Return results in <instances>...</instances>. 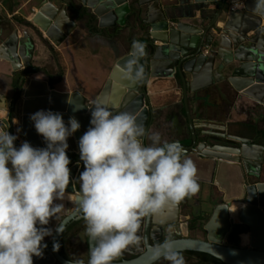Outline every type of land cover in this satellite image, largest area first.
Wrapping results in <instances>:
<instances>
[{
	"label": "water",
	"instance_id": "obj_1",
	"mask_svg": "<svg viewBox=\"0 0 264 264\" xmlns=\"http://www.w3.org/2000/svg\"><path fill=\"white\" fill-rule=\"evenodd\" d=\"M60 1L64 16L61 29L65 36L76 26V21L69 14V6L81 16L87 15V22L110 34L117 53L104 84L92 100L87 101L80 90H73L64 101L59 102V109L44 111H64V120L69 127V119L75 116L81 125L74 133L79 139L91 126L90 108L95 103L108 107L114 113L134 114L138 122L150 131L160 117V110L153 107V95L148 90L155 70L161 68L163 76L171 77L181 90L190 130L189 134L176 141L196 163L199 182L210 186V192L207 188L204 191L211 202L209 218L204 225L206 238L189 235L188 221L181 219L179 204L167 209L159 218H146L145 250L131 258H122L115 264H151L148 246L162 242L169 228L171 235H176L173 238L177 247L183 251L203 252L222 264H264V155L260 150L253 157L246 155V149L257 144L242 139L238 146H207L203 138L216 132L202 129L197 133L188 106L189 93H194L193 97L197 98V91L227 76L229 80L246 75L264 81L260 79H264V16L254 11L255 0H194V7L188 13L173 11L162 18H158L160 13L156 12L157 8H162L159 0ZM39 7L54 11L58 8L54 0H45ZM23 35L32 39L33 54V37L27 31ZM123 44L126 47L121 50L119 46ZM129 66L133 68V75L135 71H143L141 81L127 78ZM9 107L10 98L0 92V111L8 112ZM13 107V120L20 119V122L19 125H11L9 133L17 137V149L24 142L23 135L27 136L29 141H25L31 145L43 148L34 143L40 142L41 135L29 117L38 111H30L28 106L18 110L17 103ZM77 108L79 110H74ZM27 129L33 132L32 137L28 136ZM229 137L240 140L231 135ZM182 139L189 143H184ZM67 154L72 163L83 162L80 151L68 149ZM68 191L75 194L73 187H69ZM76 216L73 207L61 219L64 229ZM56 228L57 225L50 239V250L44 251L43 258L34 256V264H54V258L62 264L70 261L59 251H53V245L61 234ZM230 234L236 244L226 243Z\"/></svg>",
	"mask_w": 264,
	"mask_h": 264
},
{
	"label": "clouds",
	"instance_id": "obj_2",
	"mask_svg": "<svg viewBox=\"0 0 264 264\" xmlns=\"http://www.w3.org/2000/svg\"><path fill=\"white\" fill-rule=\"evenodd\" d=\"M254 11L264 16V0H255ZM127 78L143 79L142 70L127 69ZM90 127L79 139L84 170L79 189L73 186L75 214L85 222L88 260L73 257L68 264H115L130 246H139L142 221L159 218L171 207L200 192L198 168L179 141L162 140L129 112L114 113L95 103ZM74 110H79L74 109ZM47 147L36 148L0 127V264H34L43 258L46 227L60 221L71 182L68 138L80 129L75 116L66 126L59 112L40 110L31 115ZM145 140L149 143H145ZM9 164L11 167H9ZM149 245L151 264L161 259L186 264L183 250L171 235ZM59 242L53 245L58 252Z\"/></svg>",
	"mask_w": 264,
	"mask_h": 264
},
{
	"label": "rangeland",
	"instance_id": "obj_3",
	"mask_svg": "<svg viewBox=\"0 0 264 264\" xmlns=\"http://www.w3.org/2000/svg\"><path fill=\"white\" fill-rule=\"evenodd\" d=\"M44 1L45 0H0V90L4 93L12 91L10 83L13 76L12 67H21L23 64L28 63L32 57V50L34 47L32 39L29 35H23L24 31H27L35 41V51L32 63L34 66L38 67L39 70L34 73H30L24 80L23 86H25V88L23 93L26 91V97L32 98V96L36 94L37 88L40 89L38 93H47L46 95L49 96L51 89L46 87L49 92H42L44 88L41 87V82L49 80V82L58 81V84L56 83L58 87L64 88V90H70V92L73 90H80L83 94H85L87 101H90L100 90L109 74L117 53V51H114L113 49L115 41L112 37H109L113 40L112 45H106L105 47L104 44L100 43L102 42L101 39L105 36H98L94 33H90L91 35L88 36L85 32H83V30H85V23L88 19L85 14L82 16L78 15L77 19L72 17L77 21L79 27L69 38L64 39L66 33L61 29L64 17L62 14L63 7L61 6L63 3H61L60 0H54L56 6L58 7L54 11L53 9H44L39 7ZM9 3H13L16 13L15 15L23 17L25 21L32 24L36 28L38 26V31H41L42 34L44 33V35L51 39L52 42L48 41V43H46L43 38L37 34L34 28L32 29L27 25L19 23L17 19L14 18L15 16L11 14V11L7 10ZM53 29L56 31V36L54 38L52 36ZM119 47L123 50L126 45L123 44ZM233 84L240 87L246 94L258 95L261 93L259 90L261 87L259 86L250 87L249 85H246L247 87L244 89V85H240L241 83L233 82ZM221 88L226 92V98L228 101L231 100L234 93L233 89H236L234 87L227 88L224 86H221ZM236 91L241 93L240 90ZM57 94L58 96L64 97L56 98V106L54 109H59V102L64 101L66 98L65 95H62L63 93H60V95L59 93ZM21 108L22 101H20L18 110H21ZM58 112L62 114L64 119L65 112L62 110H58ZM1 115L2 113L0 111V116ZM31 115L32 114H30L29 117H31ZM19 122L20 121L16 119V125H19ZM260 124H264V121L260 122ZM232 129L233 128L229 125V130ZM237 129L243 130L246 129V126H243V128L238 127ZM27 131L28 136L32 137L33 132H30L31 130L28 129ZM22 138L25 141L26 138L24 136H22ZM39 138L40 142L35 141L34 143L43 148L47 147L44 138L42 136ZM78 142L79 138L75 137L74 134L71 135L68 138V149L79 152ZM200 186V196H197L199 194L198 193L197 195L188 198L190 205H188L186 211L187 209L191 211L188 219L193 220L192 225L194 228L191 231V235L203 238L204 234L199 228H202L207 218H209L208 210L211 202L208 200V194H205L204 192L206 191V188L210 192V188H208L209 185L200 184ZM66 195L68 198L74 197V194L72 193H67ZM183 255L186 262L198 264H219L216 259L204 254L185 253Z\"/></svg>",
	"mask_w": 264,
	"mask_h": 264
},
{
	"label": "crops",
	"instance_id": "obj_4",
	"mask_svg": "<svg viewBox=\"0 0 264 264\" xmlns=\"http://www.w3.org/2000/svg\"><path fill=\"white\" fill-rule=\"evenodd\" d=\"M194 0H159V4L162 8H157L156 12H159L158 18L165 17V15H169L171 12H182V13H188L190 9L194 7L192 4ZM7 10H10L11 13H15V7L13 3H9V6ZM72 16V14H70ZM15 17L19 19H23V17L19 15H14ZM73 17V16H72ZM29 18V17H28ZM75 18V15H74ZM52 20V19H51ZM75 20V19H74ZM76 21V20H75ZM78 23L76 21V26L71 30L69 34L65 36L64 39H67L76 32L78 29ZM85 32L88 36H90V32L88 31V24H85L84 26ZM40 36L44 39L46 43L48 41L52 42L51 39H49L47 36L42 34L40 31ZM55 29L52 30V36L53 38L56 36ZM44 35V36H43ZM58 41V40H57ZM101 44L106 45H112V39L109 37H104L101 39ZM155 76L151 78L150 83L152 85L149 88L150 95H153L152 98V105L153 107L158 108L160 111V117L157 119V123L159 124L157 127L152 125L150 128V131L152 132H159L161 135L162 140H170V139H176L178 136H180L179 132H184L187 129V117L185 114V108L184 104L182 103V93L180 88H177L175 85L174 80L171 77H165L163 76V72L161 68L155 70ZM236 79H242L244 83L251 84L252 86H259L261 87L259 90L261 93L258 95H251L248 94L247 97L242 100L238 98V92L234 90L233 97H231V100H229V103H232L231 108L229 110V125L232 127V130H229L230 135L236 138H239L240 140H247L250 141L252 144L258 147V149L254 146L248 147L246 149V155L253 157L254 153L260 152L261 155H264V146H258V145H264V124H260V122L264 121V81H257L254 77H247L246 75H238L235 77ZM261 80H264L263 78H260ZM41 87H43L42 92H49V90L46 88L49 85V80L46 82H41ZM58 81L51 83V90L50 95L47 96L46 94L38 93L40 91L39 88L36 89V94L31 97H26V93H22L21 97L17 101V107L20 106V101H22V108L28 106L30 108V111H40V110H47V109H54L55 108V100L57 97H64V96H58L57 93H63L62 95H69L70 90H64V88H60L57 86ZM263 84V85H262ZM263 88V89H262ZM213 87H205L202 88L197 93V98H194V93H189L188 96V106L190 108L191 115L193 117V120L195 121V126H205L207 129H216L218 125L216 124V105L217 102H219L218 97H214L212 94ZM262 89V90H261ZM198 98L204 99L203 104L204 108L200 110L198 101ZM30 100V101H29ZM239 102V103H238ZM238 103V104H237ZM2 114H4L2 112ZM204 118V123L202 122V119ZM20 121V119H18ZM174 121L177 124V127L171 129L170 121ZM3 128L5 130H10V126L6 120H3ZM12 124H16V119L14 118ZM235 126V127H234ZM245 127L246 129L240 130L237 129L238 127ZM259 135H262L263 137L260 139ZM24 136V135H23ZM25 138L29 141L27 136ZM149 143V141H148ZM33 147H36L35 145H32ZM261 147V148H260ZM38 148V147H36ZM260 148V149H259ZM260 150V151H259ZM71 169V182L69 187H73L74 185L79 189V176L80 173L84 170V164L79 162H71L69 165ZM82 167V168H81ZM203 184V183H200ZM67 193H70L69 191ZM66 193V194H67ZM200 196V193L197 195ZM67 195L64 201L61 203L64 204L66 207V200ZM185 201V200H184ZM184 201L181 203L182 207L185 204ZM181 207V208H182ZM189 214H191V211L186 208L185 210L181 212V219H188ZM208 220V218H207ZM206 220V222H207ZM58 220L53 219L49 225L46 227L51 228L54 230V228L57 225ZM205 222V223H206ZM205 225V224H204ZM50 239V236H46L44 238L45 242H48Z\"/></svg>",
	"mask_w": 264,
	"mask_h": 264
},
{
	"label": "flooded vegetation",
	"instance_id": "obj_5",
	"mask_svg": "<svg viewBox=\"0 0 264 264\" xmlns=\"http://www.w3.org/2000/svg\"><path fill=\"white\" fill-rule=\"evenodd\" d=\"M69 14H72V16L77 19L78 15H81L79 13H77V11H73L71 9V7H67ZM77 13V14H76ZM13 16L15 15L14 13H11ZM80 17V16H79ZM15 19H17V21L21 24L27 25L30 28H34L35 31L37 32V34H39L40 36V31H38V28L34 27L32 24H29L28 22H26L24 19H19L17 17H14ZM85 24H88V31L90 33H94L98 36H108L110 34H107L103 29L98 28L97 26H93L92 24H90L89 22L86 21ZM44 40V39H43ZM35 51V48H34ZM34 51L32 54V57L29 61V63L27 64H23L21 67H12L13 72H12V78H11V88L12 91L9 93H4L3 91L0 90V92L9 97L10 98V107H9V111L5 112V114H2L0 116V123L3 124V120H6L9 124V126L13 125V113H14V107L15 104L17 103L18 99L21 97L23 90L25 88L24 85V80L28 77V75L30 73H34L36 72L38 69V67L33 65V58H34ZM9 62V61H8ZM10 64L12 65V63L10 62ZM232 80V81H231ZM231 80H229V77L227 76L226 79L219 81V82H215L212 85L208 86V87H213L215 89H213L212 94L215 97L219 98V102H217L216 107V112H217V119H216V124L218 125V127L216 129H207L204 125L202 126H196V132L200 133V130L202 129H206V130H211L214 131L216 133L214 134H209V136L204 137L203 139L206 141L207 146L210 145H214V144H221V145H225V146H229V145H240L243 141L242 140H235L229 137L230 132H229V110L232 109L231 108V104L229 103L228 99L226 98V92L224 91V89L221 88V86L224 87H234L236 90H240L241 93L238 94V98L241 99L240 100H244L248 95L245 93V91H242V89L240 87H238L237 85H234L233 82H237V83H241L240 85H244V89L245 87H247L246 85H249L250 87L252 85L244 83L242 81V79H236V78H232ZM52 82H49V86L51 85ZM263 85V84H262ZM48 86V87H49ZM232 86V87H231ZM51 87V86H50ZM49 87V88H50ZM253 87V86H252ZM264 87V86H263ZM226 88V89H227ZM51 89V88H50ZM263 89V88H262ZM261 89V90H262ZM201 90V89H200ZM199 90V91H200ZM235 90V91H236ZM197 91L196 94L199 92ZM234 91V89H233ZM246 94V95H245ZM233 97V95H232ZM244 98V99H243ZM198 101L200 102L199 107L200 110H202L204 108V104L203 101L204 99L198 98ZM242 102V101H241ZM183 103V101H182ZM239 103V102H238ZM237 103V104H238ZM12 106V107H11ZM4 113V111H1V113ZM202 122L204 123V118H201ZM195 122V121H194ZM0 124V127H2V125ZM154 126H158L159 124H153ZM170 125H171V129L177 127L176 122L174 121H170ZM173 127V128H172ZM9 131V130H8ZM180 136H178L176 139H170L168 141H176V140H181V138L190 133L189 127H188V122H187V129L184 132H179ZM263 136L259 135V138L261 139ZM182 141L185 143H189V141H185L182 139ZM201 183V182H199ZM78 189V188H77ZM66 207H65V211L62 212L60 214V219H62L67 213H69L73 207H72V202L69 198H67L66 200ZM184 205L182 207V204L180 203L181 208V212L182 210L184 211L185 208L188 207V200L185 199L184 201ZM145 220V219H144ZM144 220L142 221V227H141V232L140 235L142 236V242L139 246H130L123 254L122 256L118 259L121 260L122 258H131L133 256L138 255L139 253H141L142 251L145 250V242H144ZM188 221V227H189V235H191V231L193 230L194 226L192 225L193 220L192 219H185ZM59 223V221L57 222V224ZM55 229V228H54ZM85 222L83 221V219L80 216H76L75 219H72L69 224L66 226V228L64 229V231L60 234V236L57 239V242H59L60 244V249L59 252L61 253V255L63 257H65L68 260H71L73 257L75 258H83L85 260V262H87L88 260V250H89V244H88V237L85 234ZM200 231L204 234L203 238H206L207 236V229L202 226V228H199ZM54 232V230H53ZM52 236V235H51ZM50 236V239H51ZM176 235H173L172 237H175ZM229 238H226V243H233L236 244V240L235 238L232 236V234H230L228 236ZM166 238V237H165ZM164 238V239H165ZM50 239L48 242H45V244H47V248L44 249L45 252H48L50 250ZM151 243L153 244V241L151 240ZM185 253H195V254H204L207 256L214 258L213 256L203 253V252H196V251H183V254ZM54 258V257H53ZM117 260V261H118ZM217 262L219 264H222L218 259H216ZM53 263L54 264H62L61 262H59L56 258L53 259ZM155 264H169L168 261L166 260H159L156 261ZM186 264H198V263H192V262H186Z\"/></svg>",
	"mask_w": 264,
	"mask_h": 264
},
{
	"label": "trees",
	"instance_id": "obj_6",
	"mask_svg": "<svg viewBox=\"0 0 264 264\" xmlns=\"http://www.w3.org/2000/svg\"><path fill=\"white\" fill-rule=\"evenodd\" d=\"M27 22V21H26Z\"/></svg>",
	"mask_w": 264,
	"mask_h": 264
}]
</instances>
